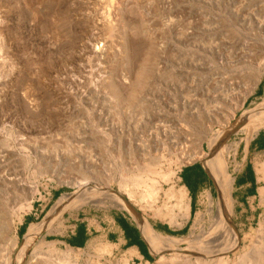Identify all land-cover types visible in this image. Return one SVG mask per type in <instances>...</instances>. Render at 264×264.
<instances>
[{
  "label": "rangeland",
  "instance_id": "rangeland-1",
  "mask_svg": "<svg viewBox=\"0 0 264 264\" xmlns=\"http://www.w3.org/2000/svg\"><path fill=\"white\" fill-rule=\"evenodd\" d=\"M263 100L264 0H0V264H19L31 226L23 264H138L106 243H59L66 221L90 210L105 221L124 213L150 230L184 226L159 238L164 252L150 264H220L226 251L229 264H264V148L254 145ZM229 125V236L205 256L215 236L208 204L187 196L180 206L172 196L186 167L208 170L204 158L183 162L182 150H208ZM248 163L260 178L250 205L237 194ZM15 175L39 186L30 209ZM156 182L164 190L145 204ZM217 189L208 178L203 193H213L215 210Z\"/></svg>",
  "mask_w": 264,
  "mask_h": 264
},
{
  "label": "crops",
  "instance_id": "crops-1",
  "mask_svg": "<svg viewBox=\"0 0 264 264\" xmlns=\"http://www.w3.org/2000/svg\"><path fill=\"white\" fill-rule=\"evenodd\" d=\"M254 145L257 149L264 148L263 134L256 137ZM193 166H188L182 170L180 179L176 181L177 187H186L191 203L200 200L205 185L200 183V176L192 169ZM259 180L256 168L252 163H248L237 180V194L246 205H250V198L254 192L257 199L256 191L260 192ZM60 192L55 191L53 198H57ZM144 224L139 225L124 213H115L112 218L105 221L100 219L94 211L90 210L85 213L81 211L72 221H66L59 243L65 247L84 249L95 242H102L129 263L150 264L164 252V245L159 241L160 235L164 237L170 235L168 232H180L182 234L185 231L184 226L172 225L166 221L160 225L153 224L151 230Z\"/></svg>",
  "mask_w": 264,
  "mask_h": 264
},
{
  "label": "bare ground",
  "instance_id": "bare-ground-1",
  "mask_svg": "<svg viewBox=\"0 0 264 264\" xmlns=\"http://www.w3.org/2000/svg\"><path fill=\"white\" fill-rule=\"evenodd\" d=\"M262 104H264V102ZM260 109H261V107H257V109L255 108V109L249 110L242 115L243 117L240 118L235 125V127L236 126H242V129L240 128L238 133H240L241 131H246V129L249 128L246 126L247 124H245L246 121L248 120L247 116L257 114L260 111ZM232 126L231 125L228 126L227 130H229L230 132H227L226 134H225L226 130L214 133V135H212L210 138V145H209L208 150L205 149L202 151H198V152H195L191 155L187 154V152H184V150H182V152H181V156H182L181 159H183V162L191 161L193 159L204 158L205 163H206V167L208 168L211 175L215 179L216 185L218 187L217 191H218L220 200L218 201V204H217V210H215L216 206H215V202H214L213 193L210 191L205 192L206 194L203 193L204 200L206 201V203L208 204V207H209L207 210L209 215L208 214L207 215L209 216L210 222L212 224L211 225V231H214V234H215L212 243L209 245L210 248L207 247L208 249L205 250V253H208L205 256L214 255L213 251L215 249H217V247H220L222 244L226 243L227 242L226 240H228V236H229L227 225H228V222L230 220L231 211L233 208L232 191L234 188V181H235L232 174H231V171H230L231 170L230 169L231 154H232L231 148L233 146H231V144L229 143V138H230V135L232 133L231 132L232 130L230 129ZM212 149H214L213 150L214 152H212ZM175 176H176V172H174L172 174V180L175 178ZM9 180H11V182L14 185H16L18 187H22L24 189V191L26 192L25 199H24V202L22 204V208H25V209L32 208L33 207V199H34L35 195L37 193H39V190H40L38 184L27 183L24 179H22L18 175L13 176L12 179H9ZM76 190H79V189H76ZM82 190L85 192V189H82ZM163 190L164 189L161 186H159L157 184V182L154 183L153 186L149 187V190L147 192H145L141 195V197L144 200L143 202L145 204H148L150 202H153V203L157 202L159 200ZM108 191L111 192L113 195H116V194H114L116 192L110 191L109 189H108ZM164 193H165V195H168V191H166V192L164 191ZM177 193H179V194H177ZM81 194H83V193H81ZM82 196L81 195L80 196L74 195V196H70V197H73V199L76 200L77 198L81 199ZM130 196L136 198V196L133 193H130ZM187 196H189L188 190L186 189L185 186H183L181 191L174 192L172 197H175L176 200L178 199L177 204L180 205L181 202H183V201H186V203H187ZM65 197L66 196L64 195L61 198V200H60L61 202L58 205V207L54 210V212L52 214V218H56L57 217L56 214L58 212H60L61 210H63L65 199H66ZM120 197H117V198L119 199ZM121 198H123V197H121ZM123 200L126 202V199L123 198ZM115 201H117V200H115ZM128 206L130 208L134 209L133 205H129V203H128ZM188 208L189 209L191 208V203L188 204ZM134 211L137 212L136 209H134ZM201 216H200V221L202 218L204 219V216H202V218H201ZM139 222L142 223L140 220H139ZM13 223L15 224V220H13ZM144 225H146V224H144ZM36 227H38V226H36ZM36 227L31 226L29 229L28 238L26 239L25 244L21 248V252H19V258H18V262L20 261L19 264H23V262H24L23 259H24V256L26 254L27 249L29 248L30 239L35 237V235L37 233ZM159 237H160V240L168 239L167 237L163 238V236H161V235ZM171 242H168V244H170ZM225 246L226 245H223L221 250L224 249ZM218 257H219L220 264H229L230 263V257L231 256H230V253L228 251L220 254Z\"/></svg>",
  "mask_w": 264,
  "mask_h": 264
},
{
  "label": "trees",
  "instance_id": "trees-1",
  "mask_svg": "<svg viewBox=\"0 0 264 264\" xmlns=\"http://www.w3.org/2000/svg\"><path fill=\"white\" fill-rule=\"evenodd\" d=\"M263 85V83H262ZM262 89V88H261ZM261 92V91H260ZM192 169H194L198 175L200 176V180H201V184H205V182L208 180L207 175L205 174L204 169L202 168V166L200 164H196L192 167ZM185 232V231H184ZM170 235H178L181 234L180 232H168Z\"/></svg>",
  "mask_w": 264,
  "mask_h": 264
},
{
  "label": "water",
  "instance_id": "water-1",
  "mask_svg": "<svg viewBox=\"0 0 264 264\" xmlns=\"http://www.w3.org/2000/svg\"><path fill=\"white\" fill-rule=\"evenodd\" d=\"M200 165H201V164H200ZM201 166H202V168L204 169L205 174L207 175V177L213 180V176L211 175V173H209V171L206 170V169L203 167V164H202ZM135 222L138 223L139 225H141V223L139 222V220H138V221L135 220ZM25 238H26V237H25ZM25 238H24L23 240H25Z\"/></svg>",
  "mask_w": 264,
  "mask_h": 264
}]
</instances>
